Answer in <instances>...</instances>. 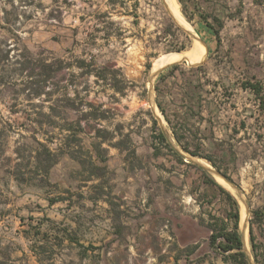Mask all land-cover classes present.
Returning a JSON list of instances; mask_svg holds the SVG:
<instances>
[{"label": "rangeland", "instance_id": "rangeland-1", "mask_svg": "<svg viewBox=\"0 0 264 264\" xmlns=\"http://www.w3.org/2000/svg\"><path fill=\"white\" fill-rule=\"evenodd\" d=\"M177 1L0 0V264H264V0Z\"/></svg>", "mask_w": 264, "mask_h": 264}, {"label": "trees", "instance_id": "trees-1", "mask_svg": "<svg viewBox=\"0 0 264 264\" xmlns=\"http://www.w3.org/2000/svg\"><path fill=\"white\" fill-rule=\"evenodd\" d=\"M203 17H205V16H203ZM209 17L210 16L205 17V21H206L207 26L210 30L212 28V25L208 22ZM215 19H218V18L215 17ZM209 51H210V48H209ZM174 66H176V64ZM58 68H55L54 70H56ZM165 69H168V67L163 68L160 71L159 75H162V73L164 72ZM29 76L32 79H34V76H35L34 71H30ZM251 87L253 88V90L255 91L257 96L260 98V101H261L260 105L264 107V94L262 93L263 86L259 82H257L255 84H251ZM163 137L165 138L164 135H163ZM41 145L49 157V162H48V164H46V167H45L46 173H49L50 169L52 168V166L55 164V162L57 160L56 159L57 156H56V153L50 148V146H48L45 143H41ZM188 150L193 154H199L197 150H190V149H188ZM40 155H41V152L39 151V154H37V157L35 156L36 159L39 161V163L41 162L40 161ZM203 156L208 161H210L212 164H216V160L214 159L212 154H205ZM38 161H37V163H38ZM223 175L229 181L234 183L233 178H231L229 175H227L226 173H223ZM211 182L217 184V182L214 179H212ZM220 188L226 192L228 199L232 201L231 207L236 209L237 202H236L234 196L232 194H230L227 190H225L223 187L220 186ZM229 213H230L231 217L234 218L233 226L235 227V230L228 231V230H224L223 226H211V228L213 229V232L211 234V242L213 243V245H216V247H218L222 252H228V251H231L233 249H236L234 252H229V254L227 256H225V259H227L228 261H230V257H231L232 258L231 261L235 264H252L251 261L249 260L247 253L243 250V241H242L240 233L236 229L239 226L238 211L236 210L235 212H232L230 210ZM256 216L261 217V215L258 214V212H256ZM250 239L252 242L253 250L256 252L257 250H259L258 248H260V247L255 242L256 235H255V231H254L253 226H251V228H250Z\"/></svg>", "mask_w": 264, "mask_h": 264}, {"label": "bare ground", "instance_id": "bare-ground-1", "mask_svg": "<svg viewBox=\"0 0 264 264\" xmlns=\"http://www.w3.org/2000/svg\"><path fill=\"white\" fill-rule=\"evenodd\" d=\"M165 3L170 13L175 17V19L185 28L193 31V26L188 21V19L185 17V15L182 13L178 1L177 0H165ZM205 55H206V48L203 46V44H201L200 42H197L195 44L194 49L189 53L171 51V52H168V53L166 52L160 55L154 60L153 70L156 71L161 66H164L169 63H173L178 60L179 61L187 60L189 64L196 63V62L201 61L205 57Z\"/></svg>", "mask_w": 264, "mask_h": 264}, {"label": "crops", "instance_id": "crops-1", "mask_svg": "<svg viewBox=\"0 0 264 264\" xmlns=\"http://www.w3.org/2000/svg\"><path fill=\"white\" fill-rule=\"evenodd\" d=\"M219 180V179H218ZM220 182H222L223 185L227 186L226 185V181H222V180H219ZM219 182H217V185L218 186H221L223 187L225 190H227L230 194H233L232 190H229L228 188H226L225 186H223L222 184H218ZM235 184V183H234ZM236 185V184H235ZM237 186V185H236ZM238 187V186H237ZM232 189V188H231ZM245 216H246V208L245 206L242 208V221L244 222V219H245ZM232 220V218H231ZM210 230H211V233L213 232V229L211 228V226H209ZM223 229L224 230H228V231H232V230H235V227L232 225V226H223ZM238 230V232L240 233L241 235V238H242V241H243V244H244V241H246L248 239V234H247V226H238V228H236ZM210 241H211V236H210ZM235 250V249H233ZM232 251V250H231ZM227 260V259H226ZM228 261V260H227ZM252 263V262H251ZM253 264V263H252Z\"/></svg>", "mask_w": 264, "mask_h": 264}, {"label": "water", "instance_id": "water-1", "mask_svg": "<svg viewBox=\"0 0 264 264\" xmlns=\"http://www.w3.org/2000/svg\"><path fill=\"white\" fill-rule=\"evenodd\" d=\"M204 42V41H203ZM208 50V49H207ZM183 63H187L188 64V61L187 60H184ZM160 69H158L156 72H153V74L157 73ZM227 180V182L235 189L237 190V192L241 193L238 189V187L231 181H229L227 178L225 179Z\"/></svg>", "mask_w": 264, "mask_h": 264}]
</instances>
